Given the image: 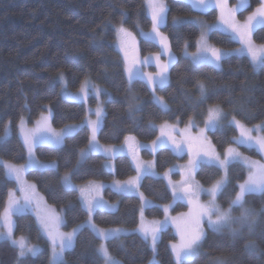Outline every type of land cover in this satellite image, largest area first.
Segmentation results:
<instances>
[{
    "label": "trees",
    "instance_id": "16d2710c",
    "mask_svg": "<svg viewBox=\"0 0 264 264\" xmlns=\"http://www.w3.org/2000/svg\"><path fill=\"white\" fill-rule=\"evenodd\" d=\"M168 7L165 24L160 31L167 37L175 61L170 65L168 84L156 87V94L162 97L170 111L163 110L153 101V95L146 82L136 79L129 84L124 62L115 48V26L139 36L141 30L150 31L151 16L145 0H0V134L10 121L11 136L0 143V157L13 163H23L26 151L19 137L17 124L22 116L30 123L37 119L46 106L52 109L53 128L60 129L69 124L80 123L86 117L85 104L62 98L60 85L56 80L63 72L69 89L76 90L86 78L109 91L104 96V117L98 132V141L103 145L121 144L131 135L142 142H149L158 136L153 124L186 123L195 118L202 122L211 105L221 106L230 116L252 126L264 122V64L254 70L246 56L231 55L221 60V67L202 64L194 65L184 55L196 48L200 28L193 22L173 24L174 18L203 17L208 22L218 19L216 10L196 12L183 0H165ZM259 0H251L250 7L239 13L243 18L258 6ZM138 25V26H137ZM256 43H264V27L253 35ZM209 40L222 49H234L238 44L228 34L213 30ZM142 56L160 51L159 41L138 38ZM200 83L206 88V98L201 100ZM109 97V98H108ZM97 100L89 97L94 106ZM90 130L87 126L66 136L60 147L39 145L36 156L43 161H55L56 169L35 170L27 173L47 203L63 212L64 229L69 230L85 222L87 210L82 206L76 189L63 186L62 176L76 168L71 176L75 184L90 181L127 179L135 173L128 156L118 155L114 159L115 171L105 168L106 158L101 154L87 155L78 165L80 149L85 148ZM210 139L219 152L224 151L237 136L234 126L209 132ZM252 156H258L253 149L240 147ZM144 158L153 155L146 149ZM168 148H161L155 154V166L160 172L177 161H183ZM175 178L178 173L173 174ZM222 175V170L202 164L197 179L205 186L211 185ZM246 169L239 163L229 167V183L219 195L223 207L238 191V183L244 180ZM15 182L5 176L0 164V213L5 207L8 192ZM141 192L157 203L147 207V218H161V205L173 198L161 178L145 176L140 183ZM104 197L117 204L116 210L97 209L94 222L100 227H123L135 229L140 223L141 199L138 195L119 194L110 188L104 189ZM255 212L264 206V193L248 194L246 204ZM187 206L177 202L173 213L186 210ZM16 236H26L29 242L39 244L41 251L28 256L22 264H49L50 245L43 236L34 214L27 212L14 217ZM169 241L177 237L171 228L165 229L157 245V260L160 264H175L168 247ZM252 241L254 248H245ZM101 240L84 226L76 235L72 249L65 251L62 264H104L96 248ZM111 255L121 264H148L152 258L149 242L140 234L129 233L106 241ZM17 249L8 242H0V264H17ZM216 257H223L227 264H264V213H259L252 230H243L233 236L229 228L219 233L207 229L206 238L199 253L185 264H210Z\"/></svg>",
    "mask_w": 264,
    "mask_h": 264
},
{
    "label": "snow or ice",
    "instance_id": "6c2138e0",
    "mask_svg": "<svg viewBox=\"0 0 264 264\" xmlns=\"http://www.w3.org/2000/svg\"><path fill=\"white\" fill-rule=\"evenodd\" d=\"M152 27L149 32H143L144 38L147 41L155 42L159 40L162 46L163 54L168 56V60L160 62V54H155V60L157 61L156 73H145L141 71V66L149 65L151 63L150 57H145L142 61H133L125 70L128 74L129 84L135 79L147 81L149 86L159 84L161 87L168 81V71L170 65L175 61V56L171 53L167 37L160 32V27L165 24L166 13L168 7L165 0H148ZM194 6L207 10L215 7L219 9L220 15L216 24L208 25L207 31H211L214 28L223 26V31L228 34V37L233 40H239L241 47L232 50L237 56L247 55L251 59L253 69L256 70L260 65L264 64V44L256 46L253 43L252 36L258 26L264 25V0H259L258 6L249 13L244 22L237 20V14L245 11L250 7L251 0H237L234 6L229 7L227 0H192ZM181 23V21L174 18L173 24ZM195 23H200L195 21ZM138 26V25H137ZM119 32H124L126 35L127 30L121 27ZM198 51L192 55V63L194 65L211 64L217 68L220 67V61L231 55L232 52L209 46L206 43V36L202 35L198 42ZM61 82L64 81L63 73L59 74ZM201 100L205 99L206 88L203 83H200ZM89 92H94L96 97L101 95H107V93L97 86L91 85L90 82L85 81L82 87L79 89L81 96H87ZM153 101L158 104L163 110L170 111L168 105L165 103L162 97H157L153 93ZM88 111H91L89 109ZM51 110H49V116ZM96 119H85L79 125H67L59 131L52 129L47 123L49 117H45L46 123L41 127L27 129L24 126V119L21 117L19 122L20 135L23 138L24 146L28 152V159L25 165L16 167L7 162L4 163L5 176L8 178H14L17 183L21 184L19 191L21 192L20 198L9 199L7 206L3 213H0V242H8L12 247L17 249V264H22L23 260L28 256H35L40 248L38 245H34L27 242L24 236L15 237L14 228L15 221L13 216L18 213H27L31 210H35L37 218L40 222V231L47 235L51 243V256L49 264H62L63 253L66 248H72L76 235L84 224H81L73 228L69 232L59 231L60 226L64 223L61 216L55 214H42L40 209V201L36 199L35 185H24L22 181V175L28 169H44L51 168L56 169L57 164L55 161L51 163H42L37 160L34 154V149L38 144H50L60 146L63 144L66 136L72 135L77 132L78 129L83 128L85 125L90 129V135L88 136V142L85 148L80 149L79 157L82 160L89 153H104L105 155L115 154L116 148L112 146L105 147L101 145L97 139V133L99 132L102 120L104 117V109L101 105H98L95 109ZM227 120L224 124L222 121ZM179 122V120H178ZM191 125V120H190ZM234 126L238 132V136L232 137V143L247 145L248 147H256L261 153H264V135L253 136L252 133L264 131V122L255 125L252 128L247 127L240 120H237L235 116L231 119H227V113L221 110L218 106H213L208 109V117L205 121V128L200 131L201 146L194 147L191 142V138H186L182 141H177L172 137L165 128L161 126V135L156 138L151 144L153 152L157 151L159 147L171 145L173 151L176 154H181L187 149L190 156L188 162V169L186 178L181 184H172L173 203L176 200H186L190 206V211L187 216L190 218V226H183L178 223V218L169 217L165 215L163 220H155L150 224H145L143 221L134 230L139 232L145 242H149L152 249V258L148 264H160L157 260V245L161 239L162 232L169 226V223L176 227V234L179 236L178 242L169 241L168 247L171 248V254L174 258L175 264H185L190 261L195 255L199 253L200 247L204 239L206 238V232L204 230L203 222H207V226L213 232L219 233L224 228H229L232 235H238L244 227H247L250 231L256 224L257 213L254 209L246 207V196L250 193H264V163L253 161L248 157H244L236 148L229 147L223 153V158L215 151L214 146L210 141H206L205 133L207 130L220 129L223 131L226 127ZM155 127V125H150ZM11 134L10 123H6L3 128L2 134H0V143L5 142ZM130 140H134L132 137H126V143ZM207 145V146H205ZM123 147V146H122ZM121 147V150H122ZM129 152H135L139 147H149L148 145H136L127 143ZM206 161L209 165H213L219 169L224 170V176L221 180L217 181L211 188L205 189L199 183L195 182L192 174L198 169L200 163ZM240 162L248 167L249 172L247 178L238 183V191L235 196L230 198L229 206L223 208L217 204V198L222 194L224 188L229 183L228 169L235 163ZM79 163V161H78ZM78 169L74 168L70 173L65 174L61 179L65 188H76V185L72 183L71 176L74 175ZM171 171V169H170ZM142 174H151L153 176L157 173L153 170V164L148 162L137 163V178L130 179L125 182L116 181L115 187L121 192H133L138 191V180ZM167 175V173H165ZM99 185H92L89 188H80L82 206L87 208L89 213V219L85 222L89 228L95 233V235L102 241L96 248L98 256L103 258L104 264H121L120 260L115 259L107 245L106 241L118 237L121 232L127 230L121 228H98L92 222V214L96 208H114L115 205H109L99 195ZM31 190V191H29ZM201 193L208 194L210 199L206 203L199 201ZM13 195V190H10V196ZM141 199V216H143V210L146 206L152 204V201L147 200L143 193H139ZM171 205L165 206V212ZM239 209V215H233V211ZM264 212V209L261 210ZM183 215V214H182ZM235 225V227H232ZM255 244L249 241L245 248H254ZM210 264H227V261L223 257H216Z\"/></svg>",
    "mask_w": 264,
    "mask_h": 264
},
{
    "label": "rangeland",
    "instance_id": "374dc122",
    "mask_svg": "<svg viewBox=\"0 0 264 264\" xmlns=\"http://www.w3.org/2000/svg\"><path fill=\"white\" fill-rule=\"evenodd\" d=\"M183 1L189 3V4L191 5V7H192L196 12H198V13H205V12L211 10V9H214V10L217 11V13H218V17H219V15H220V11H219V9H216L215 7H213V8H209V9H207V10H204V9H201V8H199V7L194 6V4L192 3V0H183ZM145 2H146V7H147V10H148V13H149V15L151 16V12H150V7H149L148 0H145ZM236 3H237V0H227V4H228L229 7L234 6ZM256 7H257V6H256ZM256 7H255V8H256ZM255 8H254V9H255ZM254 9H253V10H254ZM253 10H251V11H253ZM251 11H250V12H251ZM250 12H248L243 18H240V17H239V13H238V14H237V20H239L241 23L244 22L245 18L249 15ZM176 19L179 20V21H181V23H183V22H193V23H195V21H199V22H200V23H195V24L200 28V31H201V32H200V36H199V38H198V40H197V42H196V48H195L193 51H189L188 48H187V46H186V47H185V50H184V55H185L186 57H188V58L191 60V62H192V55H191V54L196 53V52L198 51V46H199V45H198V42L200 41V38H201L202 35H205V36H206V43H207L209 46L219 48V47H217L216 45H214L212 42H210V40H209V34H210V32L213 31V30H218V31H222V32H224V31H223V26L218 27V28H214V29H212L211 31H207V26H208V25H212V24H216V23L218 22V19H217L215 22H212V23H211V22H208L207 20H205L203 17H200V16H197V17H194V18H176ZM181 23H179V24H181ZM179 24H176V25H179ZM120 27H121V25H117V26H115V30H116V39H115V41H114V46H115V48L120 52V54H121V56H122V59H123V62H124V69H126L129 65H131L133 61H137V60L142 61L145 57H150V58H151V63H150L149 65L141 66V71H143V72H145V73H156L158 69H157V67H156V63H157V61L155 60V54H158V53L160 54V62H165V61L168 60V56H167L166 54H163L162 46H161V49H160L159 52L154 53V54H149V55H146V56H142V55L140 54V51H139V45H138V38L141 37V38L145 39L144 36H143V34H142V32L139 33V36H136L133 32H131V31H129V30L126 29V30H127V33H130V34H131V35H126L124 32H119V31H118V29H119ZM259 27H264V25L258 26V27L256 28V30H257ZM123 28L125 29L124 26H123ZM150 30H151V29H150ZM256 30H255V31H256ZM255 31H254V32H255ZM143 32H149V31H143ZM160 32H161V31H160ZM161 33H162V32H161ZM224 33H225V32H224ZM226 34H227V33H226ZM163 35H164V34H163ZM253 35H254V33H253ZM164 36H165V35H164ZM232 40H233V39H232ZM252 40H253L254 45H256V46L262 45V43H256V42L254 41L253 36H252ZM158 41H159V40H158ZM233 41H235V42L238 44V46H237L236 48H234V49H237V48H240V47H241V44H240L239 40H233ZM167 43H168V47H169V49H170V44H169L168 39H167ZM263 44H264V43H263ZM137 45H138V46H137ZM137 47H138V48H137ZM220 49H222V48H220ZM234 49H230V50L223 49V50H226V51L232 52V50H234ZM170 51H171V49H170ZM171 53H172V51H171ZM172 54H173V53H172ZM231 55H236V54H235L234 52H232ZM231 55H229V56H231ZM245 56L248 57L247 55H245ZM227 57H228V56H227ZM248 58L250 59V57H248ZM250 61H251V59H250ZM207 65H211V64H207ZM211 66H213V65H211ZM261 66H262V65H260L257 69H259ZM214 67H215V66H214ZM220 67H221V61H220ZM220 67H219V68H220ZM169 68H170V67H169ZM215 68H217V67H215ZM60 73H63V72H59V73L57 74V76H56V80H57L58 84L60 85V93H61L62 98L67 99V100H70V101L80 102V103L85 104V107H86V117L84 118V120H85V119H93V120L96 119V116H95V109L97 108L98 105H101V106L103 107V109H104V96H105V95H101L99 98H97L94 92H89L87 96H81V94L79 93V89L82 87V85L84 84L85 81H88V82H90L91 85L97 86V87H99L100 89L104 90V91L107 93L108 96H110L109 91H107L104 87L95 84V83L93 82V80H92L91 78H89V77L86 78V79L82 82V84L80 85V87H79L78 89H76V90L69 89V88H68V85H67V79H66V76H65L64 73H63V75H64V81H63V82L60 81V79H59V74H60ZM125 73H126V77H127V80H128V74H127L126 70H125ZM168 74H169V71H168ZM135 80H136V79H135ZM133 81H134V80H133ZM142 81L146 82V84L148 85L146 79H145V80H142ZM128 82H129V80H128ZM167 84H168V81H167V83H166L165 85H167ZM165 85H163V86H165ZM158 86L161 87L159 84H155V85H152V86H149V85H148V87L150 88V90H151V92H152V95H153V93H154L155 96L160 97L159 95L156 94V91H155L156 87H158ZM90 96H94V97L96 98V100H97V102H96V104H95L94 106H92V105L89 103V97H90ZM108 98H109V97H108ZM213 106H218L221 110H223L225 113H227V112H226L221 106H219V105H211V106H209V108H210V107H213ZM209 108H208V109H209ZM89 109H91V111H88ZM49 110H51V115H50V116H49ZM22 117H23V119H24V126H25L27 129H32V128H36V127H41V126H43V125L46 123V121H45V119H44L45 117H49L47 123L50 125V127H51L52 129H55V128H53L52 123H51L52 109H51L50 106H46L44 112H42L41 115H40L37 119L33 120V123H30V122H29L27 116H22ZM207 117H208V112H207V115H206V117L204 118V120H203L202 122H199V121L196 120L195 118H192V119H190V120H191V125H190V120H188V121H187L186 123H184V124H181V123H179V122H174V123H162V124H153V125H155V128H156L157 131H158V136L161 135V131H160V129H161V126H163V127L165 128V131H167V132H168L172 137H174L177 141H182V140H184V139H186V138H191V142L193 143L194 147H199V146H201V140H200V138H199V137H200V131H201V129H204V128H205V121H206ZM232 117H233V116H230V115H228V113H227V119H231ZM20 119H21V118H20ZM84 120H83V121H84ZM237 120H238V119H237ZM102 121H103V120H102ZM19 122H20V120H19ZM19 122H18V124H17V129H18L19 137H20V139H21L22 142H23V138H22V136L20 135V129H19V127H18ZM241 122H242V121H241ZM7 123H10L11 134H12V125H11V122L8 121ZM80 123H81V122H80ZM80 123H73V124H69V125H79ZM222 123L226 124V123H227V120L222 121ZM242 123H243V122H242ZM244 124H245V123H244ZM259 124H261V123H259ZM245 125H246V124H245ZM256 125H258V124H256ZM85 126H86V125H85ZM101 126H102V125H101ZM246 126L249 127V128H252V127H254L255 125H252V126L246 125ZM63 128H64V127H63ZM61 129H62V128H60V129H55V130H56V131H59V130H61ZM78 130H79V129H78ZM78 130H77V131H78ZM89 130H90V129H89ZM215 130H216V129H215ZM236 130H237V129H236ZM211 131H213V130H207V131H206V133H205V138H206V141H210L211 145L214 146V144L212 143V141H211V139H210V136H209V132H211ZM11 134H10V136H11ZM238 135H239V132H238V130H237V136H238ZM252 135H253V136H256V135H264V131H261V132H255V131H254V132L252 133ZM10 136H9V137H10ZM158 136H157V137H158ZM126 137H132V138H134V140H130V141H128L127 143H132V144H136V145H148L149 147H139L138 150H136L135 152H129L128 147H127V143H126L125 139H124V141H123L121 144H118V145H103V144H101V143L99 142L101 145H103V146H105V147L112 146V147L116 148L117 151L115 152L114 155H113V154L105 155V154L102 153V152H100V153H89L88 155H90V154H101V155H103V156L106 158V161H105V168H106L108 171H110V172H114V171H115L114 159H115L118 155H126V156L129 157V159H130V161H131V163H132V166H133V168H134V170H135V173H134L132 176H130V177L127 178V179H123V180H122V179H116V178H114V179H112V180H110V181H90V182H87V183H84V184H75V183L72 181V183H73L74 185H76V188H74V189H76V190L78 191L79 196H80V201H81V193H80V191H79L80 188H85V189H87V188H89V187L92 186V185H99V186H100V187H99V195L103 198L104 201L107 202V204H109V205H115L114 208H109V207L96 208V209L94 210V212H95L97 209H103V210H109V211H114V210H116L117 204L114 203V202L109 201L108 199H106V198L104 197V189H105V188H110V189H112L113 191H115V192H117V193H119V194H126V195H138V196H139V193H142L141 190H140V183H141L142 179H143L145 176H153V175H151V174H142V175L139 177V180H138V191H133V192H121V191H118V190L116 189V187H115V182H116V181L125 182V181H128V180H130V179L137 178V163H138V162H141V161H142V162H144L145 164H147L148 162H151V163L153 164V170L157 173V175H155V176H153V177L163 179V180L166 182V184H167V186H168V188H169L171 194H172V188L170 187V185H172V184H177V185H179V184H181L182 181L186 178V173H187V169H188V162H189V159H190V156H189V154H188L187 149H185V151H184L183 153H181V154L178 155V154H176V153L173 151L172 146H171L170 144L167 145V146L159 147V148L157 149V151H158L159 149H161V148H168V149H170V150L172 151V153H173L174 155H176L177 157H179V158L185 157V159H184L183 161H177L176 163H174L173 165H171L170 167H168L165 171L160 172V171H158V170L156 169V166H155V154H156L157 151L153 152L152 149H151V144H152V142H153L154 140H156V139H154V140H152V141H149V142H142V141L136 139L135 137H133V136H131V135H128V136H126ZM126 137H125V138H126ZM157 137H156V138H157ZM97 139H98V133H97ZM23 144H24V142H23ZM39 145H47V146H54V147H60V146H62V145H60V146H55V145H50V144H38L37 146H39ZM37 146H36V147H37ZM122 146H123V147H122ZM205 146H207V145H205ZM230 146L233 147V148H236L237 151H239L244 157H248V158H250V159L253 160V161H258V162H260V163H264V153H261V152L258 150V148H256V147H248L247 145L235 144V143L229 145L227 148H229ZM24 147H25V146H24ZM36 147H35V149H36ZM121 147H122V150H121ZM240 147H245V148H247V149H249V150H250V149H253V150H255V151L258 153V156H252V155H250L249 153L244 152ZM214 148H215V151H216L218 154H220L221 158H223V153H224V151H225L227 148H226L224 151H222V152H219V151L216 149L215 146H214ZM35 149H34V154H35V157H36L37 160L41 161L42 163H46V164H47V163H51V162H53V161H43V160H40V159L36 156ZM143 149L148 150V151L153 155V157H151V158H144V157L142 156V153H141V151H142ZM25 151H26V160H25L23 163H13V162H10V161H6V160H4V159H2V158L0 157V164L3 165V167H4V163H5V162H7V163H9V164H11V165H14V166H16V167H19V166H21V165H25V164L27 163V159H28V152H27L26 147H25ZM83 159H84V158H83ZM83 159L81 160V159L79 158V163H78V165L83 161ZM235 163H239L240 165H242V166L246 169V176H245V178H244V180H245V179L247 178V176H248V172H249L248 167H246L245 165H243V164L240 163V162H235ZM56 164H57V163H56ZM202 164L209 165L206 161H202V162L200 163L199 167H200ZM210 166H213V165H210ZM199 167H198V169H199ZM4 169H5V168H4ZM46 169H51V168L35 169V170H46ZM170 169H171V171H170ZM198 169L192 174L193 179H194L195 182L199 183V184H200L203 188H205V189L211 188V187H212L217 181L221 180V179L223 178V176H224V170L221 169V170H222V175H221V177H220L218 180H216L214 183H212L211 185L205 186V185H203V184L197 179V177H196V173H197ZM30 170H32V168H30V169H28L27 171H25V172L23 173V175H22V181H23L24 185H35L32 181H30V180L27 178V173H28ZM67 173H70V172H67ZM67 173H65V174H67ZM165 173H167V175H165ZM174 173H178V174H179V177L175 178L174 175H173ZM65 174H64V175H65ZM64 175H63V176H64ZM63 176H62V177H63ZM7 178H8V177H7ZM8 179L14 181V182H15V186H14L13 188L10 189V190H13V195H12V196H10V190H9V192H8V198H7V201H6L5 207H4V209L2 210L1 213L4 212V210H5L6 206H7V202H8L9 199L13 198V196H14L15 198H20V197H21V192L19 191V189H20V187H21V184L17 183V181H16L14 178H8ZM71 180H72V179H71ZM228 180H229V169H228ZM244 180H242V181H240V182H243ZM240 182H239V183H240ZM67 189H73V188H67ZM29 191H31V190H29ZM35 194H36V199H38V200L40 201V209H41V213H42V214H45V213H46V214H49V215H51V214L59 215V216H61V217L63 218V220H64L63 212H62L61 210H59L57 207H55V206L50 205L49 203H47V201H46L44 195H43L40 191H38V189L36 188V186H35ZM250 194H261V193H250ZM143 195H144V194H143ZM144 197H145L147 200L152 201V204L149 205V206H146V207L144 208V210H143V216H141V213H140V223L143 221V222L147 225V224H150L152 221H155V220H163V219L165 218V215H167V216H169V217H176V218H178V223H180V224L183 225V226H190V218L187 216V214H188L189 211H190V206L188 205V203H187L186 200H176L174 203H173V200H172V201H171L170 203H168V204H163V205H161V207L163 208V211H164V215H163V217H161V218H147V217L145 216V214H144L145 209H146L147 207H150V206H157V203H156L155 201H153L152 199L146 197L145 195H144ZM139 198H140V196H139ZM172 198H173V195H172ZM209 199H210L209 195H208V194H205V193H201L200 196H199V201H200L201 203H206V202H208ZM177 202H182V203H184V204L187 206L186 210H184V211H182V212H180V213H173V212H172L173 206H174ZM216 202H217V204H219L220 206H222V205L220 204V202H219V197L217 198V201H216ZM81 203H82V201H81ZM141 204H142V202H141ZM167 205H171V206L168 208V211H167V213H166V212H165V206H167ZM228 206H229V205H228ZM228 206H226V207H223V206H222V207H223V208H227ZM245 206H246V207H249V206H247V205H245ZM83 207L87 210V208H86L85 206H83ZM262 209H264V206L259 210V212H256V213H257V218H258V216H259V213H264V212L261 211ZM29 212L32 213V214H34V216H35V218H36V220H37V222H38V226H39V228H40V222H39V220H38V218H37V215H36L35 210H31V211H29ZM87 212H88V211H87ZM94 212H93V214H94ZM239 213H240V210H239V209H235V210L233 211V215H239ZM18 214H22V213H18ZM93 214H92V222H93L98 228L108 229V228L100 227L99 225H97V224L94 222V220H93ZM182 214H183V215H182ZM16 215H17V214H16ZM16 215H15V216H16ZM15 216H13V220H14V217H15ZM257 218H256V222H257ZM88 219H89V213H88V218H87V220H88ZM87 220H86V221H87ZM86 221H85V222H86ZM85 222H83V223H81V224H84V226H87V224H85ZM140 223H139V224H140ZM81 224H79V225H81ZM79 225H77V226H79ZM77 226H76V227H77ZM202 226L204 227V230H205V232L207 233V229H209L208 226H207V222L204 221ZM87 227H88V226H87ZM232 227H235V225H233ZM74 228H75V227H74ZM82 228H83V227H81L80 229H82ZM112 228H121V229H125V230H127V231H125V232H121V233L119 234V236H120V235L129 234V233H138V234H140L139 232L134 231L136 228H135V229H127V228H123V227H112ZM167 228H171V229L173 230L174 234H175L176 237H177V241H176V242H178V240H179V236L176 234V227H175L174 225H172L171 223H169V226H168ZM167 228H166V229H167ZM72 229H73V228H71V229H69V230H65V229H64V223H63V224L60 226L59 231H61V232H69V231H71ZM80 229H79V230H80ZM90 229H91V228H90ZM245 229L249 230L247 227H244V228H243V230H245ZM0 230H3L2 227H0ZM91 230H92V229H91ZM222 230H223V229H222ZM243 230H242V231H243ZM242 231H241V232H242ZM241 232H240V233H241ZM41 233H42V232H41ZM93 233H94V232H93ZM42 234H43V236H44V237L48 240V242H49V245H50V256H51V243H50V241H49L47 235L44 234V233H42ZM94 234H95V233H94ZM14 235H15V233H14ZM20 236H23V235H18V236L15 235V237H20ZM24 237L27 239L26 236H24ZM27 242H28V243H31V244H34V245H38L39 248H40V251H41V246H40L39 244L29 242L28 239H27ZM74 242H75V241H74ZM101 242H102V241H101ZM105 243H106V242H105ZM73 246H74V244H73ZM72 248H73V247H72ZM72 248H66V249L64 250V253H65V251H67V250H69V249H72ZM40 251H38V252L36 253V255H37ZM64 253H63V259H64ZM195 256H196V255H195ZM195 256H194V257H195ZM194 257H193V258H194ZM62 261H63V260H62Z\"/></svg>",
    "mask_w": 264,
    "mask_h": 264
},
{
    "label": "crops",
    "instance_id": "0c3cea01",
    "mask_svg": "<svg viewBox=\"0 0 264 264\" xmlns=\"http://www.w3.org/2000/svg\"><path fill=\"white\" fill-rule=\"evenodd\" d=\"M138 46V45H137ZM138 48V47H137Z\"/></svg>",
    "mask_w": 264,
    "mask_h": 264
}]
</instances>
